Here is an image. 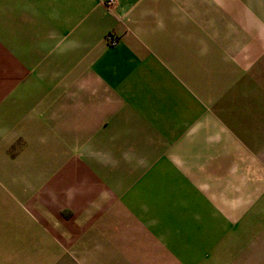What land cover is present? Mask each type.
<instances>
[{
    "label": "crops",
    "instance_id": "crops-1",
    "mask_svg": "<svg viewBox=\"0 0 264 264\" xmlns=\"http://www.w3.org/2000/svg\"><path fill=\"white\" fill-rule=\"evenodd\" d=\"M109 1L0 0V264H264V0Z\"/></svg>",
    "mask_w": 264,
    "mask_h": 264
},
{
    "label": "rangeland",
    "instance_id": "rangeland-1",
    "mask_svg": "<svg viewBox=\"0 0 264 264\" xmlns=\"http://www.w3.org/2000/svg\"><path fill=\"white\" fill-rule=\"evenodd\" d=\"M4 196L3 200L0 199V248H4V256H8L12 254L10 250L14 247L13 236L18 235V227L22 228L21 232H26L25 228L31 221L30 215L24 209L18 208L6 195Z\"/></svg>",
    "mask_w": 264,
    "mask_h": 264
},
{
    "label": "built area",
    "instance_id": "built-area-1",
    "mask_svg": "<svg viewBox=\"0 0 264 264\" xmlns=\"http://www.w3.org/2000/svg\"><path fill=\"white\" fill-rule=\"evenodd\" d=\"M108 4H112V1L110 0ZM108 43L113 45L116 43V40L113 37H108Z\"/></svg>",
    "mask_w": 264,
    "mask_h": 264
}]
</instances>
